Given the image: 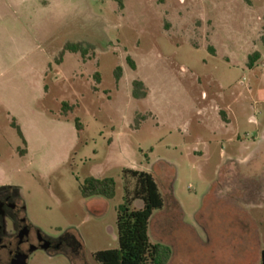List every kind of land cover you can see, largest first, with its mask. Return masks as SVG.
Segmentation results:
<instances>
[{
	"label": "rangeland",
	"instance_id": "obj_1",
	"mask_svg": "<svg viewBox=\"0 0 264 264\" xmlns=\"http://www.w3.org/2000/svg\"><path fill=\"white\" fill-rule=\"evenodd\" d=\"M125 169L152 172L164 197L152 242L184 264H259L264 0H0V185L74 242L32 264H100L97 251L119 247L118 207L136 184ZM90 176L113 177L115 197L84 198Z\"/></svg>",
	"mask_w": 264,
	"mask_h": 264
},
{
	"label": "trees",
	"instance_id": "obj_2",
	"mask_svg": "<svg viewBox=\"0 0 264 264\" xmlns=\"http://www.w3.org/2000/svg\"><path fill=\"white\" fill-rule=\"evenodd\" d=\"M122 5V2H120ZM65 50L84 53V48L78 43H70ZM64 55V54H63ZM62 55V56H63ZM259 55L255 52L250 57V65L253 66L255 58ZM133 68L134 61L129 58ZM122 67H118L117 79L121 78ZM100 79L99 73L96 74ZM133 95L141 99L148 95V88L142 80L133 83ZM65 113L71 107L64 103ZM79 130L83 129L79 119L76 120ZM19 135L25 140L21 126L16 122ZM124 173L136 180L133 193L127 192L124 202L118 207V230L119 247L97 251L94 257L100 264H167L172 255V249L168 244L152 242L149 235L150 220L153 213L164 206V197L152 172L140 169H125ZM84 198L96 196L112 199L116 195L117 182L113 177L90 176L80 185ZM142 201L140 208L134 207V202ZM262 264H264V248L261 253Z\"/></svg>",
	"mask_w": 264,
	"mask_h": 264
},
{
	"label": "flooded vegetation",
	"instance_id": "obj_3",
	"mask_svg": "<svg viewBox=\"0 0 264 264\" xmlns=\"http://www.w3.org/2000/svg\"><path fill=\"white\" fill-rule=\"evenodd\" d=\"M73 248L70 237H52L30 221L20 189L0 185V264H32L39 250L58 254Z\"/></svg>",
	"mask_w": 264,
	"mask_h": 264
},
{
	"label": "crops",
	"instance_id": "obj_4",
	"mask_svg": "<svg viewBox=\"0 0 264 264\" xmlns=\"http://www.w3.org/2000/svg\"><path fill=\"white\" fill-rule=\"evenodd\" d=\"M228 108L230 109L231 113L234 112L233 108H232V104H228ZM220 114H221V118H222V115L225 117V119H223L224 121L226 122H231L232 121V118L230 117V115L228 114V111L225 110L224 108L220 109ZM22 128V127H21ZM23 130V129H22ZM24 133V131H23ZM25 135V133H24ZM92 198H103V197H100V196H96V197H92ZM88 199V198H87ZM99 205V204H96V206ZM162 243H165V242H162ZM167 244V243H165ZM169 245V244H168ZM170 246V245H169ZM264 248V247H263ZM263 248L261 249V252H260V261H259V264H262V260H261V253H262V250ZM186 263V261H185ZM167 264H184V262L181 261V258L180 257H175L173 255V252H172V255H171V258L169 260V262Z\"/></svg>",
	"mask_w": 264,
	"mask_h": 264
}]
</instances>
